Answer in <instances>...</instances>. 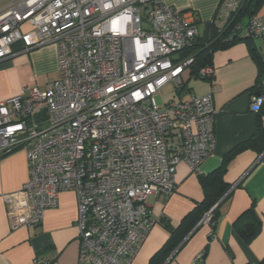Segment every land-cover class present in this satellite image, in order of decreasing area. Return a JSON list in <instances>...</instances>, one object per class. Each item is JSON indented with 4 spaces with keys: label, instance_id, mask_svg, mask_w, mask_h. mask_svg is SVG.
<instances>
[{
    "label": "built area",
    "instance_id": "obj_1",
    "mask_svg": "<svg viewBox=\"0 0 264 264\" xmlns=\"http://www.w3.org/2000/svg\"><path fill=\"white\" fill-rule=\"evenodd\" d=\"M240 4L220 1L218 30ZM195 17L162 0L0 1V60L20 39L58 45V77L46 89L26 86L0 100V156L22 147L29 165L24 185L3 194L13 226L40 224L59 193L72 189L77 264L129 263L161 220L148 197L173 194L176 166L197 170L214 147L213 91L178 95L193 62L181 53L198 37ZM247 30L264 42V13ZM213 72L212 65L199 71ZM168 83L178 98L159 103ZM258 84L256 112L264 108V74ZM212 218L211 208L200 222Z\"/></svg>",
    "mask_w": 264,
    "mask_h": 264
},
{
    "label": "crops",
    "instance_id": "obj_2",
    "mask_svg": "<svg viewBox=\"0 0 264 264\" xmlns=\"http://www.w3.org/2000/svg\"><path fill=\"white\" fill-rule=\"evenodd\" d=\"M162 1L184 12L193 11L198 38L202 41L209 38L210 25L221 0ZM262 13L264 2L255 14ZM250 18L249 14L243 16L240 35H247ZM252 47L264 52L263 39H243L215 50L211 57L214 72L210 78L191 77L190 70L184 73L179 97L213 91L214 147L197 170L184 162L176 166L177 190L173 194L148 197L149 209L161 222L151 228L128 264H149L167 243L171 228H178L183 218L203 200L200 176L218 169L225 155L256 130L258 114L252 109V97L259 89V65ZM57 56L58 45L53 42L34 47L23 39L13 42L11 53L0 60V100L18 95L26 86L46 89L58 77ZM261 120L264 125V113ZM28 177L25 149L18 147L0 157V264H77L78 203L72 189L59 193L58 205L45 210L40 224L13 226L10 223L3 194L19 190ZM224 179L231 188L218 205L212 222L196 225L158 264H264V151L244 147L234 152L227 161ZM253 217L260 219L261 225L257 234L250 237L243 231L249 230ZM199 253H203L202 259L196 258ZM36 258L50 259V262L35 263Z\"/></svg>",
    "mask_w": 264,
    "mask_h": 264
},
{
    "label": "trees",
    "instance_id": "obj_3",
    "mask_svg": "<svg viewBox=\"0 0 264 264\" xmlns=\"http://www.w3.org/2000/svg\"><path fill=\"white\" fill-rule=\"evenodd\" d=\"M263 2L264 0H241L240 6L231 14L230 18L226 22L225 27H223L221 30H218L217 26L212 21L210 25L211 28L209 38L205 41H202L197 37L189 47L182 51V56L193 57V62L190 66L191 77L206 79V77L200 75L199 71L202 67L211 65V57L215 50L228 47L239 40L253 39V36L247 30V26V35H240L239 30L241 27H243V16L249 14L252 17L255 15ZM251 52L259 65L257 80L259 83L261 76L264 74V63L262 60L263 52H261L260 49H257L256 47H252ZM256 113L258 114L257 125L252 136L238 144L231 152L227 153L224 157L222 165L218 169L207 175L200 176V182L204 191L203 200L183 218L181 224L178 227L179 230L178 228H171V235L167 243L151 258L149 264H158L160 260H164L171 252H173L174 249H176V247L184 241L185 237L197 225L204 213L213 208L219 199L227 192V190L230 188V185L225 181L224 174L227 169V161L234 152L244 147L257 148L260 152L264 151V125L261 120V115L264 113V108H261ZM13 150L7 151L5 154ZM217 211L218 206L212 210L213 216L217 214ZM253 218L254 220L250 224L249 230L246 231L247 233L243 231V229H239L250 237H253L255 234H257L261 225L260 219L255 217ZM176 236L177 239L175 238Z\"/></svg>",
    "mask_w": 264,
    "mask_h": 264
},
{
    "label": "rangeland",
    "instance_id": "obj_4",
    "mask_svg": "<svg viewBox=\"0 0 264 264\" xmlns=\"http://www.w3.org/2000/svg\"><path fill=\"white\" fill-rule=\"evenodd\" d=\"M143 27H145V24H143ZM176 93V86L173 83H168L162 88L156 99L159 103H162L163 101H168L172 98H178Z\"/></svg>",
    "mask_w": 264,
    "mask_h": 264
},
{
    "label": "water",
    "instance_id": "obj_5",
    "mask_svg": "<svg viewBox=\"0 0 264 264\" xmlns=\"http://www.w3.org/2000/svg\"><path fill=\"white\" fill-rule=\"evenodd\" d=\"M231 188V187H230ZM230 188L227 190V192L219 199V201L214 205V207L212 208V210L214 209V208H216L221 202H222V200L227 196V194L229 193V191H230ZM200 223H202V222H199L197 225H199ZM192 232V231H191ZM190 232V233H191ZM189 236V234L185 237V238H187Z\"/></svg>",
    "mask_w": 264,
    "mask_h": 264
}]
</instances>
